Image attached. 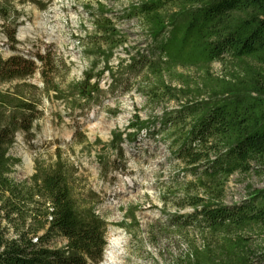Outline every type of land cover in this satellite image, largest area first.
Masks as SVG:
<instances>
[{
	"label": "trees",
	"instance_id": "obj_1",
	"mask_svg": "<svg viewBox=\"0 0 264 264\" xmlns=\"http://www.w3.org/2000/svg\"><path fill=\"white\" fill-rule=\"evenodd\" d=\"M16 2L47 9L35 0H0L3 29L15 23ZM88 10L92 31L80 45L91 69L82 81L68 82L70 66L49 48L43 54H19L16 29L6 33L15 52L7 59L0 54V86L18 84L0 91V264L102 261L108 225L93 212L77 211L68 168L60 159L50 167L39 164L28 182L16 183L9 174L19 160L9 157V151L18 134L32 132L43 97L84 111L92 103L101 104L118 85L138 78L150 83L149 102H176L179 108L164 111L152 123L136 117L130 125L134 133H114L111 149L122 153L123 143L135 144L144 131L167 139L170 155L194 179L181 195L171 196L179 202V213L169 217L170 227L196 228L219 242L217 249H194L185 264H215L218 257L222 264H248L239 233L252 227L264 230V189L252 191L250 200L240 205L227 206L224 199L232 176L250 174L253 164L264 167V0H142L125 14L141 23L152 45L148 55L130 56L116 67L111 61L127 39L103 5ZM226 59H251L259 68L248 67L244 77L236 74L233 80L215 79L210 67ZM180 69L205 70V83H193ZM37 73L42 89L26 83ZM105 73L110 80L106 92L99 87ZM106 173L103 180H108ZM186 209L191 212L180 214ZM129 215L136 221L134 212ZM58 235L67 243L53 249ZM260 255L264 258V251Z\"/></svg>",
	"mask_w": 264,
	"mask_h": 264
},
{
	"label": "rangeland",
	"instance_id": "obj_2",
	"mask_svg": "<svg viewBox=\"0 0 264 264\" xmlns=\"http://www.w3.org/2000/svg\"><path fill=\"white\" fill-rule=\"evenodd\" d=\"M35 1L45 4L47 9L41 10L30 2H16L12 6L17 13L15 23H8L3 29L4 21L0 18V54L4 59L15 52L11 50L6 33L16 29V52L29 56L43 54L49 48L70 66L68 82L82 81L91 69V62L80 42L92 31L88 9H95L97 3L105 7L127 39L126 45L116 51L111 65L116 67L120 60L128 61L130 56L148 55L152 45L150 38L137 19H129L125 14L129 7L142 0ZM102 66L103 63L97 71H101ZM248 67L259 68L251 59L243 63L226 59L214 63L210 73L215 79L233 80L236 74L244 77ZM180 72L189 76L193 83H205V70L180 69ZM26 83L43 88L38 73ZM17 84L2 85L0 91L12 90ZM149 84L138 78L126 86L118 85L112 95L103 96L101 104L92 103L84 111L75 108L71 111L52 97H43L38 108L41 116L32 132L27 136L18 134L9 151V157L19 160L9 174L16 183L28 182L39 164L50 167L60 159L68 168L77 211L81 214L93 212L108 225L107 245L99 264L104 260L110 237L116 233H124L129 240L125 264H185L194 249L218 248V240L208 233L202 234L196 228L178 231L170 227L169 217L179 213V202L171 196L181 195L179 191L194 179L170 155L167 139L144 131L135 144L123 143L122 153L111 149L114 133H124V136L134 133L130 125L136 117L152 123L164 111L179 108L176 102H149L146 98ZM109 85L108 73H105L99 80V87L106 92ZM173 87L179 85L173 83ZM155 128L158 130L159 125ZM151 131H154L153 126ZM83 137L86 142L82 141ZM253 167L248 175L235 174L230 178L224 199L227 206L247 202L252 191L264 189V167L255 164ZM105 172L108 180H103ZM129 211L135 213L136 221L130 219ZM188 212L191 210H183L180 214ZM239 234L250 256L248 264H264L260 255L264 251V230L252 227ZM66 243V239L58 235L51 247L60 249ZM215 264H222L220 257Z\"/></svg>",
	"mask_w": 264,
	"mask_h": 264
},
{
	"label": "bare ground",
	"instance_id": "obj_3",
	"mask_svg": "<svg viewBox=\"0 0 264 264\" xmlns=\"http://www.w3.org/2000/svg\"><path fill=\"white\" fill-rule=\"evenodd\" d=\"M128 243L129 240L124 233L113 234L109 239V245L101 264H125Z\"/></svg>",
	"mask_w": 264,
	"mask_h": 264
}]
</instances>
